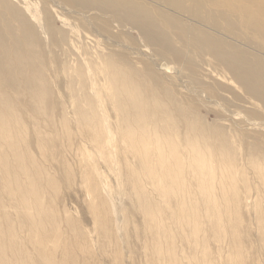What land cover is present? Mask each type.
I'll use <instances>...</instances> for the list:
<instances>
[{
  "label": "bare ground",
  "instance_id": "1",
  "mask_svg": "<svg viewBox=\"0 0 264 264\" xmlns=\"http://www.w3.org/2000/svg\"><path fill=\"white\" fill-rule=\"evenodd\" d=\"M260 4L0 0V264H264Z\"/></svg>",
  "mask_w": 264,
  "mask_h": 264
},
{
  "label": "rangeland",
  "instance_id": "2",
  "mask_svg": "<svg viewBox=\"0 0 264 264\" xmlns=\"http://www.w3.org/2000/svg\"><path fill=\"white\" fill-rule=\"evenodd\" d=\"M254 0H243V2L247 5L248 3L252 2ZM259 11L256 12L255 10H251L252 14L248 15V19L244 20L243 22H240L238 20V24L239 26L232 28V32L234 34H238L240 32H242V37L244 39L245 42H247L248 44H250L252 46V49H249L250 51L256 53L257 50H260L264 53V34H259V31L264 29V4H260L258 6ZM259 13V15H257ZM257 18L259 20V25H257L254 22V19ZM212 20H213V14H212ZM217 24L212 23V26L215 29H223L226 33H230V23L228 22V20H222L220 21L218 26H215ZM261 59L264 60V55H261ZM262 116H264V110L261 111ZM211 119V118H210ZM66 184H63L61 187V190L59 192V194L57 195L58 199L62 201V205L64 208H62V212L67 215L70 219L69 222H67V224H69L70 222H76L78 221L77 224H80L81 227L84 230H87L88 232L92 231V223H91V219L88 215V213L86 212L85 206H84V202H83V197L82 194L79 190V188L76 185H73V187H64ZM64 187V188H63ZM119 198V199H118ZM117 202H118V206L119 204L122 203V205H124V202L119 201L121 199V197H117ZM121 202V203H120ZM132 219L135 223H138L140 221V218H138L137 216L135 217L134 215H132ZM136 242V241H134ZM133 242L132 245V249H131V259H127L128 264L132 263V264H138L137 262V256L139 254V249L138 251L136 250V244ZM139 241H137L136 243L139 245L138 243ZM127 254L128 251H125Z\"/></svg>",
  "mask_w": 264,
  "mask_h": 264
}]
</instances>
